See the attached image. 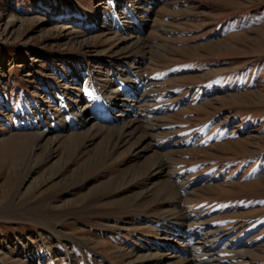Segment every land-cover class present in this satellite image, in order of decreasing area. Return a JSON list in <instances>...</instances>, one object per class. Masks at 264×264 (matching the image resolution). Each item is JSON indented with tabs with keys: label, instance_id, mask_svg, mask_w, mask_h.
<instances>
[{
	"label": "rangeland",
	"instance_id": "374dc122",
	"mask_svg": "<svg viewBox=\"0 0 264 264\" xmlns=\"http://www.w3.org/2000/svg\"><path fill=\"white\" fill-rule=\"evenodd\" d=\"M114 88L144 144L79 114ZM180 215L264 264V0H0V264H154Z\"/></svg>",
	"mask_w": 264,
	"mask_h": 264
},
{
	"label": "bare ground",
	"instance_id": "6f19581e",
	"mask_svg": "<svg viewBox=\"0 0 264 264\" xmlns=\"http://www.w3.org/2000/svg\"><path fill=\"white\" fill-rule=\"evenodd\" d=\"M125 9V8H124ZM126 11V10H125ZM123 15V16H121ZM120 17L114 19L118 26L123 25L122 19H131L133 24L128 30L127 35L133 38L136 45L142 43V33L144 25L137 19L132 11L126 14H121ZM143 45V43H142ZM115 77V76H114ZM115 79V78H114ZM119 85V84H118ZM136 89L120 91V89H113L110 93L109 99L106 102L99 104V99L92 101L82 100V108L79 114L82 115L84 123L93 126L98 122H110L120 124V137L122 139L136 138L138 144L145 143V136L139 134L140 125L136 120L128 119L135 109L134 101L136 99ZM103 106L102 110H98V106ZM93 109V113L89 110ZM84 125V124H83ZM153 148L145 147L144 152H151ZM143 152V153H144ZM161 171V167L158 168ZM162 173V171L160 172ZM188 218L184 215L178 216L175 223H171L168 231L172 234H166L162 239L157 240L152 248V253L149 248H146L140 255V258L152 261L154 264H209L214 263L218 244L222 242L223 238L217 233L209 234L204 231H195L189 228ZM151 249V248H150ZM153 250L157 253H154ZM158 255L155 257L154 255Z\"/></svg>",
	"mask_w": 264,
	"mask_h": 264
}]
</instances>
